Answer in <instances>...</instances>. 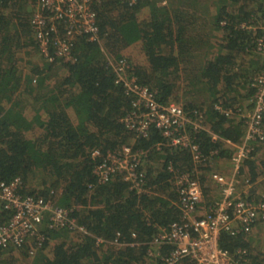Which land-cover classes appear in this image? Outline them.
Returning a JSON list of instances; mask_svg holds the SVG:
<instances>
[{"label": "trees", "instance_id": "trees-1", "mask_svg": "<svg viewBox=\"0 0 264 264\" xmlns=\"http://www.w3.org/2000/svg\"><path fill=\"white\" fill-rule=\"evenodd\" d=\"M91 8L99 40L76 35L70 63L40 51L31 24L38 0H0V180L18 178L20 194L68 210L76 224L44 225L43 240L3 249L0 264H161L171 246L153 240L181 219L168 166L199 169L207 211L220 198L210 186L213 168L230 161L244 137L245 114L254 107L250 82L264 72L256 49L263 0H94ZM110 59L125 61L158 102L202 114L193 137L204 165L167 145L155 128L147 137L126 128L121 120L132 97L116 83ZM253 146L239 171L250 184L242 196L264 201V141ZM127 150L145 152L142 185L130 188L120 173L99 182L94 167L108 152ZM251 236L224 231L219 245L233 254L245 249L249 264H264V245Z\"/></svg>", "mask_w": 264, "mask_h": 264}, {"label": "built area", "instance_id": "built-area-1", "mask_svg": "<svg viewBox=\"0 0 264 264\" xmlns=\"http://www.w3.org/2000/svg\"><path fill=\"white\" fill-rule=\"evenodd\" d=\"M94 0H38L39 9L31 19L40 51L48 55L51 51L65 62H75L72 53L73 39L85 35L89 41H98L96 13L91 8ZM132 5L138 0H121ZM264 1V0H263ZM256 49L264 53V33L256 40ZM116 74V83L122 84L125 93L132 97V109L122 122L140 137H147L150 129L159 130L167 145L187 149L196 165H204V156L194 142V132L203 127L200 112H186L180 104L157 101L155 92L138 84L136 77L128 71V64L109 61ZM254 89V107L245 114V133L230 159L231 174L225 176L212 172L211 180L220 189V198L207 211H200L202 186L199 169L179 171L171 165L172 180L178 192L177 205L181 211L179 222L161 228L153 242L158 247L170 245V251L161 257V264H176L189 258L195 264H249L246 250L238 249L234 254L220 247L221 232L234 235L238 232L251 234L258 226L264 227V201L243 197L238 191L242 179L240 167L254 150V141H264V72L250 82ZM216 108L221 110L219 105ZM225 110V114H229ZM191 129V131L189 130ZM216 138L215 135L212 136ZM162 144H157L159 148ZM144 151L127 150L124 154L108 152L94 167L99 182L108 181L113 174L120 173L130 188L142 185L144 172L139 169ZM20 180H0V251L7 247H19L24 242L41 241V228H76L75 220L68 210L54 206L40 196L24 195L19 191ZM244 185L249 188L248 180ZM82 229L81 227H79ZM101 239H97L100 242Z\"/></svg>", "mask_w": 264, "mask_h": 264}, {"label": "rangeland", "instance_id": "rangeland-1", "mask_svg": "<svg viewBox=\"0 0 264 264\" xmlns=\"http://www.w3.org/2000/svg\"><path fill=\"white\" fill-rule=\"evenodd\" d=\"M110 61H112L110 59ZM223 165V166H221ZM213 172H217V173H221L223 175H227L229 174L228 173V170L229 167H228V164L226 161L222 162V164H219V165H215V167L213 168ZM231 171H232V168H231ZM231 174V173H230ZM229 174V175H230ZM34 182L36 183L37 182V179L34 180ZM208 186V185H207ZM210 186L214 188V195H220V189L218 187V185H216L213 181H210ZM239 186V185H238ZM202 201H203V198H202ZM202 203V202H201ZM204 209V206H200V211H202ZM260 226V225H258ZM257 226V227H258ZM259 233V234H258ZM252 234V233H251ZM258 234V235H257ZM250 235V234H249ZM257 235V236H256ZM252 237V236H251ZM254 239L252 237V240H255V242H257V244L262 247L264 245V232H263V229L261 228H258L256 231H254ZM257 246V245H256Z\"/></svg>", "mask_w": 264, "mask_h": 264}, {"label": "crops", "instance_id": "crops-1", "mask_svg": "<svg viewBox=\"0 0 264 264\" xmlns=\"http://www.w3.org/2000/svg\"><path fill=\"white\" fill-rule=\"evenodd\" d=\"M183 6L182 4H177L176 3V6H174V7H176V8H182V7H178V6ZM184 7V6H183ZM199 21H201L200 19H198V23H199ZM206 26H208V23H206ZM207 29H209V28H207ZM207 29H206V31H207ZM211 31V30H210ZM220 164H222V163H220ZM227 164H228V167H229V169H227L228 170V173L230 172L231 173V163H230V161H227ZM221 166H223V165H221ZM229 173V174H230ZM229 174H225V176H228ZM264 179V176L263 177H260L259 178V181H261V180H263ZM238 191H240V192H246V191H248V188L244 185V182L243 181H241V183L239 184V186H238ZM257 193H259L258 192V190H257ZM258 228H261V229H263V232H264V227L262 226V225H260V226H258V227H256L254 230H253V232H252V235L254 236V231H256ZM259 234V233H258ZM257 234V235H258ZM255 238V237H254Z\"/></svg>", "mask_w": 264, "mask_h": 264}]
</instances>
